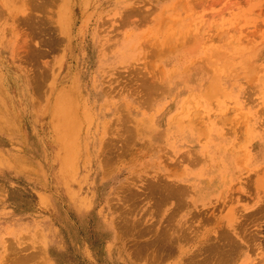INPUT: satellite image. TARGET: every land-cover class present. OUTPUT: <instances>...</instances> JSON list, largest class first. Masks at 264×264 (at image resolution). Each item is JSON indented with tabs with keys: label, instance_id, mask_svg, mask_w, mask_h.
I'll return each instance as SVG.
<instances>
[{
	"label": "rangeland",
	"instance_id": "1",
	"mask_svg": "<svg viewBox=\"0 0 264 264\" xmlns=\"http://www.w3.org/2000/svg\"><path fill=\"white\" fill-rule=\"evenodd\" d=\"M263 211L264 0H0V264H264Z\"/></svg>",
	"mask_w": 264,
	"mask_h": 264
},
{
	"label": "bare ground",
	"instance_id": "2",
	"mask_svg": "<svg viewBox=\"0 0 264 264\" xmlns=\"http://www.w3.org/2000/svg\"><path fill=\"white\" fill-rule=\"evenodd\" d=\"M43 4H44V3H43ZM58 101H59V100H58ZM60 101H62L61 98H60ZM64 102H65V101H64ZM65 103H66V102H65ZM66 105H68V104H66ZM69 106H70V105H69ZM58 107H59V106H58ZM59 108H60V107H59ZM61 108H62V107H61ZM65 108H66V107H65ZM65 110H67V108H66ZM65 112H66V111H65ZM65 115H66V114H65ZM55 116H56V115H55ZM58 117H59V115H58ZM60 117H61V116H60ZM63 117H64V116H63ZM67 117H68V116H67ZM61 120H62V119H61ZM57 141H58V139H57ZM60 150H61V149H60ZM64 153H67V151H66V152L64 151ZM67 154H68V153H67ZM62 156H63V155H62ZM62 158H63V157H62ZM62 158H61V159H62ZM61 159H59V160H61ZM68 163H69V160H68V162L66 161V164L70 166V163H69V164H68ZM66 164L64 165V164L62 163L61 165L65 168V167L67 166ZM64 168L62 169V167H61L62 171H63V170L65 171L66 168H65V169H64ZM66 171H67V170H66ZM66 171H65L64 173H66ZM64 173H63V174H64ZM261 209H262V208H261ZM263 212H264V211H263ZM256 213H257V212H256ZM259 213L261 214L262 212H259V211H258V214H259ZM256 238H257V237H256ZM256 238H255V239H256ZM226 239L229 240L228 238H226ZM252 239L254 240V237H253ZM224 240H225V239H224ZM224 240H223V241H224ZM225 241H226V240H225ZM226 242L229 243L230 240H229V242H228V241H226ZM226 242H225V243H226ZM259 242H260V241H259ZM227 243H226V244H227ZM251 243H252V242H251ZM260 245H261V244H260ZM228 246H229V245H228ZM229 247H230V246H229ZM229 247H228V248H229ZM221 249H222V248H221ZM219 250H220V249H219ZM223 250H224V249H223ZM226 250H227V249H226ZM220 252H221V251H220ZM230 252H231V251H230ZM230 252H229V250H228V251H225V256L227 257L228 255H231ZM221 253H222V252H221ZM218 254H219V253H218ZM218 254H217V256H218ZM219 255H220V254H219ZM220 256H221V255H220ZM220 256H218V258H220ZM221 257H222V260L224 261V256L222 255ZM261 259H262V258H261Z\"/></svg>",
	"mask_w": 264,
	"mask_h": 264
}]
</instances>
